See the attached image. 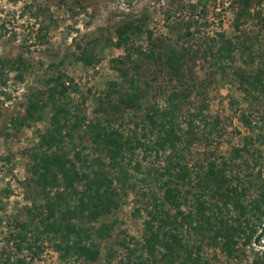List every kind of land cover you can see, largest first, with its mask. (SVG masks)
I'll use <instances>...</instances> for the list:
<instances>
[{
	"label": "trees",
	"instance_id": "16d2710c",
	"mask_svg": "<svg viewBox=\"0 0 264 264\" xmlns=\"http://www.w3.org/2000/svg\"><path fill=\"white\" fill-rule=\"evenodd\" d=\"M234 2L235 32L249 18L262 15L260 0ZM33 6L25 3L21 16L30 13L36 20L45 16L44 8L38 5L32 10ZM180 7L178 14L187 9L186 21L171 24L168 34L159 37L142 31L128 14L120 13L114 46L122 49L124 56L111 60L120 81L109 82L96 99L93 120L81 113L84 99L81 103L71 99L72 94H78V86L64 73L45 79L43 90L26 93L21 104L24 111H18L10 120L12 124L37 121L47 108L51 114L48 128L39 135L29 156L30 179L24 183L30 203L24 207L26 220L6 223V243H11V248L0 252V264H26V259L18 256L27 251L33 259L43 251L42 242L51 244L63 264H93L101 253L97 241L110 237L115 223L94 225L117 211L121 198L137 183L148 192L142 193L143 197L150 198L141 240L123 241L125 256L118 260L113 250L107 249L103 264L114 260L117 264H215L217 254L235 259L241 247L254 252L255 264H264V252L254 248L260 247L264 235V162L258 149H250L254 141L264 147V133L255 140L245 137L243 146L234 149L231 157L190 159L195 145L208 146L220 131V122L206 113L208 84L197 82L193 67L198 60L207 63L214 78H225L230 70L229 81L237 85L249 105L258 102L264 87V62L253 73L233 68L239 48L250 53L247 36L239 42L224 33L204 39L198 14L204 15L205 3L199 0ZM165 17L170 20L169 13ZM51 26L39 23L33 37L38 44L46 41ZM142 32L144 49L133 40ZM195 38L198 45L194 49L190 41ZM79 50L75 58L83 66L98 62L87 47ZM148 66L154 81L145 77L141 81L139 72ZM32 71V61L22 52L0 56L1 90L10 74L23 81L24 74ZM161 73L168 81L167 87L157 88L155 96H162L161 102H146L151 83ZM0 93L6 96L4 91ZM193 95L201 98L195 107L191 106ZM129 113L137 120L126 134L122 124ZM239 119L247 130H253L248 113H241ZM138 151L143 158L153 155L161 163L158 168H148L142 179L130 173H142L140 163L134 160ZM206 249L213 252L210 258L204 257Z\"/></svg>",
	"mask_w": 264,
	"mask_h": 264
},
{
	"label": "rangeland",
	"instance_id": "374dc122",
	"mask_svg": "<svg viewBox=\"0 0 264 264\" xmlns=\"http://www.w3.org/2000/svg\"><path fill=\"white\" fill-rule=\"evenodd\" d=\"M199 0H0V56L22 52L33 63L32 74H24L23 81H16L14 74L8 77L4 91L6 96L0 93V252L10 251L11 243H6L8 231L6 223L12 220L25 221V206L30 203L25 198L24 183L30 179L29 165L30 153L39 140V135L48 128L51 109L47 108L37 121H29L19 125L12 124L11 119L16 117L18 111L23 112L21 104L28 91L44 89V81L56 72H61L71 78L78 86V94L70 97L74 103L84 104L81 113L88 120L95 118L94 111L97 107L96 99L105 91L109 82H119L118 74L113 70L111 60L122 58L124 51L114 46V31L120 25L122 19L120 13L128 14L135 24L142 26V31H151L153 37L166 36L168 27L178 21H186L187 9L178 14L177 8L184 7L188 3H196ZM205 3V13L198 12V21L201 26L204 39L216 38L218 33H224L234 42L241 41L243 35L247 36L246 45L251 48L250 54L240 48L235 54L232 67H242L249 73H253L261 62H264V0H260L262 15L249 18L235 32L234 13L237 5L234 0H200ZM258 1V0H253ZM32 3L33 9L41 6L45 9L44 17L38 20L32 14L25 13L21 16L24 5ZM181 8V7H180ZM197 11H200L198 8ZM165 13L170 14V20H166ZM197 19V18H196ZM51 23V29L46 35V41L38 44L33 38L39 23ZM2 26L4 28H2ZM170 35V34H169ZM15 36V40L12 37ZM173 39V35L169 36ZM136 46L143 49L146 45L145 34L134 37ZM198 40L193 39L190 45L195 49ZM90 44V45H89ZM23 47H20L22 46ZM87 47L89 54L98 62L92 66H83L76 60L80 48ZM251 57L253 59H251ZM197 82L205 80L208 84L206 101L208 110L206 113L220 122L219 136H216L207 146L197 144L191 152V161L203 160L208 156L231 157L234 149L241 148L247 136L254 140L259 133H264V87L259 94L258 102L250 105L243 100V94L235 83L230 82V70L228 76L211 77L210 69L202 59L193 67ZM150 67L140 70L143 78L154 81L150 74ZM158 80L151 83L146 102H161L162 96H155L158 87L168 86L164 73L159 74ZM144 87L143 84H141ZM194 96L191 106L201 102V98ZM190 106V107H191ZM248 113L253 130H247L240 121L241 113ZM103 117V116H102ZM131 118V119H130ZM122 128L125 133H130L136 118L132 113L124 118ZM89 150V144L84 143ZM251 150L258 149L264 162V147L258 146L257 141L250 146ZM91 152V151H90ZM142 152H136L134 160L140 163L142 173H130L136 179H142L148 168H158L161 163L155 161L153 155L143 158ZM93 157V156H92ZM253 166V165H251ZM140 183H137L133 191H129L121 198V206L117 211L100 218L94 226L97 228L102 223H115L110 237L98 240L100 256L93 264H103L105 251L112 249L116 259L125 256V250L121 247L123 241L130 239L141 240L143 221L146 218V209H149V196L143 197L142 193H148ZM157 190L155 185L150 186ZM7 192V194L5 193ZM136 209L140 212L136 213ZM40 244V243H38ZM41 245V244H40ZM43 251L37 253L33 259L24 251L18 257L26 259V264H63L58 254L52 250L50 243L42 242ZM256 250L264 252V235L260 247ZM239 256L235 259H225L217 254L213 262L215 264H255L254 252L248 247H241ZM255 251V250H254ZM204 257L210 258L213 254L210 249L204 250ZM114 260L112 264H117Z\"/></svg>",
	"mask_w": 264,
	"mask_h": 264
}]
</instances>
